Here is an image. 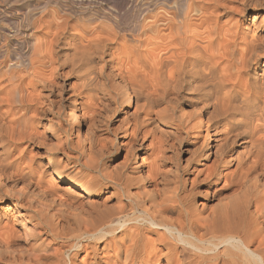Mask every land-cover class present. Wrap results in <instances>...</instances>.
<instances>
[{
	"label": "bare ground",
	"instance_id": "obj_1",
	"mask_svg": "<svg viewBox=\"0 0 264 264\" xmlns=\"http://www.w3.org/2000/svg\"><path fill=\"white\" fill-rule=\"evenodd\" d=\"M102 1L23 11L28 67L0 45V264H264V0Z\"/></svg>",
	"mask_w": 264,
	"mask_h": 264
},
{
	"label": "rangeland",
	"instance_id": "obj_2",
	"mask_svg": "<svg viewBox=\"0 0 264 264\" xmlns=\"http://www.w3.org/2000/svg\"><path fill=\"white\" fill-rule=\"evenodd\" d=\"M18 1V2H17ZM40 1V2H39ZM43 1H45V0H0V32L2 33H0V45L1 46H3V45H5L6 43H8L7 44V46H8V48H10V51L12 52V54H11V57H14L13 55H15V53H20L21 55H22V57H23V55H24V58H23V61H24V65L26 66V67H28L27 66V64L26 63H28V57L27 56H25V54L27 53H29L30 51H31V48H32V45H33V43H34V41L37 39V37H41L40 36V34L38 33V32H34V30L33 29H31V28H26L25 27V24L27 25V23L25 22V21H22L21 19V17H22V13H24V12H26V11H28V10H35L34 11V13H39V9L41 8V6H39V5H41L42 4V2ZM54 1V0H53ZM74 1V3H71V2H73ZM100 1V2H99ZM102 0H62V2H61V0H60V3H61V5L63 4H65V5H67V6H70V7H75V8H73L75 11H80L81 10V8L83 7L82 6V4H88V8H90V12H92V13H94L95 11H97L98 10V12H101V13H103L104 11H108V10H112V6L110 5H108V3H104L103 1L101 2ZM108 1H119V0H108ZM134 1H136V0H134ZM137 1H141V4L140 5H142L143 3H145L146 1H142V0H137ZM11 2V3H10ZM17 2V3H16ZM70 2V3H69ZM83 2V3H82ZM90 2H91V4H90ZM143 2V3H142ZM10 3V4H9ZM35 3V4H34ZM67 3V4H66ZM9 4V5H8ZM18 4V5H17ZM105 4V5H104ZM34 5V6H33ZM37 5V6H36ZM71 5H73V6H71ZM82 7H81V6ZM91 5V6H90ZM25 6V7H24ZM106 6V7H105ZM109 8H108V7ZM92 7V8H91ZM126 7V8H125ZM130 5L129 4H125V6H123V8L120 10L121 12L120 13H117L118 14V16H117V14H115V15H113L112 16V19H119V24H121L120 25V27L122 26V28L123 27H125L126 25H130L131 24V17L129 16V15H131L132 16V13H133V11H132V7H130ZM143 7V5L141 6V8ZM11 8V9H10ZM29 8V9H28ZM31 8V9H30ZM35 8V9H34ZM111 8V9H110ZM17 9V10H16ZM24 9V10H23ZM77 9V10H76ZM106 9V10H105ZM37 10H38V12H37ZM94 10V11H93ZM24 11V12H23ZM129 12H130V14H129ZM115 17V18H114ZM116 17H118V18H116ZM20 18V19H19ZM130 18V19H129ZM10 20H12V21H10ZM9 21V22H8ZM130 23H129V22ZM240 22H239V25H241V29L242 28H244L245 27V20H243V19H241V20H239ZM8 22V23H7ZM13 25H12V24ZM22 23H24V24H22ZM73 24L74 23H76L75 21L74 22H72ZM106 23V22H105ZM106 24H108V23H106ZM10 25V26H9ZM16 25V26H15ZM22 25H24V26H22ZM75 25V24H74ZM243 25V26H242ZM12 26V27H11ZM20 26H22V27H20ZM16 27L18 28L19 27V30H20V28H23V29H21L22 30V34H20L19 36H16V34H15V32H14V30H11V29H16ZM2 28V29H1ZM26 28V29H25ZM3 29H5V30H3ZM31 29V30H30ZM12 31V32H11ZM32 34H34V35H32ZM2 35V36H1ZM26 35L28 36V37H26ZM31 35V36H30ZM121 35H125V32L124 33H122ZM4 37L5 38H7V41H5V39H4ZM126 39V45H130V46H132L133 45V42H131V39H130V37H125ZM121 39V38H120ZM122 40V39H121ZM121 40H118L117 41V44L119 43H121L120 41ZM117 44H113L112 46H109L108 48H110L111 47V49L113 50L115 47H117ZM122 45V44H121ZM12 50H14V51H12ZM16 50V51H15ZM2 53L5 55L6 54V50L5 49H3L2 50ZM9 61H11L10 60V58H7ZM7 60V62L8 63H10L9 61ZM15 61H12L11 63H14ZM46 71L47 70H45V74H49L48 72L46 73ZM67 71V70H66ZM107 71V72H106ZM105 72H104V74L106 75V74H108V69L106 70ZM103 78V77H102ZM70 80H67V81H64L63 83L64 84H66V86H65V90H66V92H65V95L62 97V102L65 104H67L68 103V96L70 95V92H69V85H68V83H73L74 82V76L73 75H71L70 76V78H69ZM105 79V78H104ZM27 80H28V78L27 79H25L24 80V82H23V85H24V87L25 88H29V89H31V88H33L34 87V84H30V78H29V80H28V82H27ZM61 81H63L62 79H60V82ZM241 81L242 82H240V85L241 84H243V85H245V79H243V78H241ZM108 83V82H107ZM31 86H30V85ZM114 84L113 82H112V80H110V83H108V87L110 86V88H112L111 86ZM115 85V84H114ZM109 89V88H108ZM107 89V90H108ZM112 90V89H111ZM109 91V90H108ZM113 91V90H112ZM114 92H112V94H113ZM114 95H115V93H114ZM113 95V96H114ZM114 98H115V96H114ZM107 101V102H106ZM113 100L111 99V102H110V99H108V98H105L104 99V103L100 106V109L101 108H104V109H102V110H100V111H102V114H104L105 112H108L109 111V109L111 108V106H112V108H114V109H116V111H115V113H113L112 115H106L107 116V118H106V116H103L104 117V120L105 121H103V118L101 117V119H100V121L98 122V123H100V124H98V128L99 129H97L96 130V133H98V136L100 137V138H102V139H104V141H108L109 143H111V144H109V148L110 149H115V147L114 148H112L113 147V144L115 145V146H118V147H120V148H118L117 149V151L115 152V153H110V152H105V153H103V155H102V159H101V163H104L103 165H105V166H108V167H120V165L122 164V165H124V161H125V152H124V150H123V148L121 147V139H120V134H121V132L123 131V130H120V129H122L123 127H124V129L126 128V129H128L129 128V126H130V123L131 122H133V118L130 116V117H128V118H126V119H128V120H126L125 118H123V116H125L123 113H122V111H124V112H130V111H133L134 109H135V103H134V98H131V101L128 103V104H119L118 102L117 103H114L113 104V102H112ZM118 101V100H117ZM106 102V103H105ZM109 104V105H108ZM108 105V106H107ZM113 105H115V107L113 106ZM140 105L141 104H138V107H140ZM110 106V108L108 109V107ZM119 106V107H118ZM121 106V107H120ZM106 107V108H105ZM106 109V110H105ZM155 109V111H159L161 108H154ZM65 112V111H64ZM101 113V112H100ZM64 114H66V112L64 113ZM123 118V120H122V118ZM122 121H121V120ZM102 121V122H101ZM130 121V122H129ZM121 122V123H120ZM123 122H124V124H123ZM104 123V124H103ZM80 124H83V122L82 121H80ZM102 124V125H101ZM128 124V125H127ZM124 125H127V126H124ZM101 127V128H100ZM103 128V129H102ZM101 130V131H100ZM103 130V131H102ZM120 130V131H119ZM84 131V128H83V125H82V127H80V133H82ZM103 136V137H102ZM106 137L108 138V139H110V141L109 140H107L106 139ZM97 138V137H96ZM100 138H98V140L100 139ZM149 138V137H148ZM101 139V140H102ZM112 139V140H111ZM100 140V141H101ZM114 140V141H113ZM149 141L151 140L150 138L148 139ZM107 142V143H108ZM105 144H107L106 142H104ZM106 154V155H105ZM146 156V158L148 159V157H149V155L146 153L145 154ZM140 156V155H139ZM47 160H48V158L47 157H45V161L47 162ZM183 160H184V158L182 159V158H180V160H179V163H182L183 162ZM141 161H142V157L140 156L139 157V162L141 163ZM114 165H116V166H114ZM118 165V166H117ZM121 165V166H122ZM65 186V185H64ZM63 187V186H62ZM31 245L33 246V248L34 249H40L41 247H42V245L40 244V242H31ZM67 259V258H66ZM81 259H82V261H85L86 260V254H81V255H79L78 257H76V261H81Z\"/></svg>",
	"mask_w": 264,
	"mask_h": 264
}]
</instances>
